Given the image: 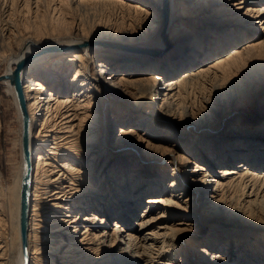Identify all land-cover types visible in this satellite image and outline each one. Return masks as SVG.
Masks as SVG:
<instances>
[{
    "label": "bare ground",
    "instance_id": "obj_1",
    "mask_svg": "<svg viewBox=\"0 0 264 264\" xmlns=\"http://www.w3.org/2000/svg\"><path fill=\"white\" fill-rule=\"evenodd\" d=\"M12 14L50 25L0 75V264H264V0H0L3 35Z\"/></svg>",
    "mask_w": 264,
    "mask_h": 264
},
{
    "label": "rangeland",
    "instance_id": "obj_2",
    "mask_svg": "<svg viewBox=\"0 0 264 264\" xmlns=\"http://www.w3.org/2000/svg\"><path fill=\"white\" fill-rule=\"evenodd\" d=\"M242 11H244V10H242ZM2 17H3L4 22L5 21H8V22L10 21V22H13V23L15 22L19 26H17L15 24V26H17V27H15L14 32H12L11 34L8 33L7 36L3 35V33L0 32V52L6 54V58L5 59H3L0 56V75L5 72V70H6L7 66H8L9 57L11 55H13V51L15 53V50H16L15 48L20 43L19 40L23 36L22 34L23 33L26 34L25 32L28 33L29 31H31L32 33H36L37 34V33H39L38 32L39 30L41 32H43L50 25L49 22L45 21L44 18H41L40 15L35 16L36 19H34V17L28 18L29 21L27 19H25V18H22V16H19V15L16 16V14L8 15L7 17H6V15H3ZM118 18L119 17H117V16H111V18H109V20L112 22L115 19L118 20ZM30 19H31V21H30ZM106 19L108 20V18H106V17H101L100 20L96 19V18H87L85 21H83V25L82 26H83V28L85 27L84 29L87 30V31L93 29V27L96 28L100 24L102 26L106 27V26H108V24L110 22V21H107L108 22L107 23ZM101 20H103L102 22L104 24L101 23ZM97 21H99V22L96 23ZM26 23L30 24V25L26 26ZM46 23L48 25H45ZM38 25H40V26H38ZM27 27H28V29H27ZM36 27H38L39 30L36 29ZM68 27H69V25H68ZM257 30L261 31V28H257ZM262 31H264V30H262ZM19 37H20V39H19ZM239 39H237V41ZM2 40H3V42L1 43ZM244 40H245L244 38L241 39L239 41V43L244 41ZM6 51H8V52H6ZM0 101H1L0 102V115H1V120H2V125H1V128H0V170L3 173V175L5 176V178L8 179L9 181H11V179L13 178L14 171L17 168L19 158H20V150H19L20 148H19V145H18L19 121H18V115H17V110H16V106H15V103H14V99L12 97V94H10L7 91V87H6V85L4 83H0ZM237 160H238L237 162H240L239 159H237ZM220 165L221 164H216L213 167L214 170L215 169L216 170L219 169ZM227 167L231 168L229 166H227ZM232 168H233V166H232ZM215 175H216V173H215ZM205 213L207 214L208 211H206ZM206 214H204V216ZM140 219H141V217H139V216H134L133 217L134 221H137V220H140ZM113 224L114 223H112V221H111V223L109 224V228H108L109 232H111ZM199 228H201V226H199ZM197 230H198V226H195L194 227V232H196ZM210 230H211V224L206 225V226L202 227L199 230V233L197 234L196 237L198 239L199 238H205L206 234ZM142 264H144V263H142Z\"/></svg>",
    "mask_w": 264,
    "mask_h": 264
}]
</instances>
